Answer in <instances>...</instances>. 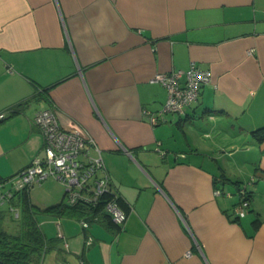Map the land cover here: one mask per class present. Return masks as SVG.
Instances as JSON below:
<instances>
[{"label":"crops","instance_id":"crops-1","mask_svg":"<svg viewBox=\"0 0 264 264\" xmlns=\"http://www.w3.org/2000/svg\"><path fill=\"white\" fill-rule=\"evenodd\" d=\"M191 62L210 81L183 113H160L154 74L183 83ZM44 108L93 137L126 219L38 215L60 237L40 264H264V0H0V180L43 156ZM31 191L41 208L61 201ZM19 197L0 224H21Z\"/></svg>","mask_w":264,"mask_h":264},{"label":"built area","instance_id":"built-area-1","mask_svg":"<svg viewBox=\"0 0 264 264\" xmlns=\"http://www.w3.org/2000/svg\"><path fill=\"white\" fill-rule=\"evenodd\" d=\"M181 73L182 71L177 70L154 74L152 80L161 83L167 90L160 113H183L185 107L197 100L200 87L211 79L210 72L199 68L194 62L183 72V83L180 82ZM160 113L145 111L144 115L151 124H155L159 122ZM4 117L5 112H0V119ZM33 121L42 134L43 156L33 158L15 175L0 180V204L9 200L14 191L40 185L46 178L53 177L64 186L65 203L95 205L101 201L112 221L115 224H123L126 213L119 206L118 194L111 185L100 148L93 137L61 128L52 108L38 110ZM160 154H163V151H160ZM251 182L252 180L241 184L237 190L238 201L233 208L236 218H241L247 213L250 204L247 186ZM214 193L221 194L222 190L215 188ZM80 223L83 228L88 226L87 220L81 219ZM90 241L91 237H88L87 243Z\"/></svg>","mask_w":264,"mask_h":264},{"label":"trees","instance_id":"trees-1","mask_svg":"<svg viewBox=\"0 0 264 264\" xmlns=\"http://www.w3.org/2000/svg\"><path fill=\"white\" fill-rule=\"evenodd\" d=\"M252 134L257 136L259 140L264 139V127L253 130ZM250 180H252L251 184L254 183L253 178ZM248 181L240 182L236 188V193L240 185ZM29 189L30 188L23 187L14 191L9 198L10 200L13 195L19 193V205L22 209L21 224H19V227L14 232L7 231L2 227V224L0 225V264H40L43 255L60 242L59 236L47 237L45 235L44 231L41 229V224L38 222V215L40 214L57 217H76L87 220L88 225L91 221L104 220L106 225L116 227L118 230L123 225L115 224L112 221L111 215L104 209L103 202L101 201L95 205L89 203L68 205L65 203L64 199H62L56 204L41 208L30 202L28 195ZM117 201L119 206L126 213L119 195H117ZM80 262H84V260L80 259ZM80 262L79 264H81Z\"/></svg>","mask_w":264,"mask_h":264},{"label":"rangeland","instance_id":"rangeland-1","mask_svg":"<svg viewBox=\"0 0 264 264\" xmlns=\"http://www.w3.org/2000/svg\"><path fill=\"white\" fill-rule=\"evenodd\" d=\"M32 191L35 193H39L40 195L44 193V191H57L59 192V201L63 199L64 197V186L60 181L53 177H48L46 178L41 185H34L33 187L30 188ZM31 191V192H32ZM5 204H1L0 206L5 208V211L7 214L13 215L14 216V210H12L7 202H4ZM14 220H21L20 219H15ZM1 225V224H0ZM2 227H4L7 231H16V229L19 227V224H2Z\"/></svg>","mask_w":264,"mask_h":264}]
</instances>
